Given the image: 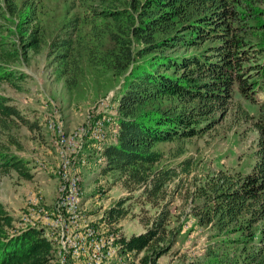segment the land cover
Listing matches in <instances>:
<instances>
[{"label": "trees", "instance_id": "16d2710c", "mask_svg": "<svg viewBox=\"0 0 264 264\" xmlns=\"http://www.w3.org/2000/svg\"><path fill=\"white\" fill-rule=\"evenodd\" d=\"M79 1L86 10L82 21L90 22L89 62L122 76L115 115L118 128L114 140H107L106 134L102 142L101 172L117 171V179L129 192L140 188L143 199L155 208L142 218L143 231L119 234L118 241L124 252L142 251L141 264H155L169 251L181 226L170 225L171 194L195 164L191 156L172 158L184 152L183 140L201 136L220 122L235 90L246 100L258 101L264 87V45L250 48L248 36L254 28L263 35L264 24L246 23L241 0ZM5 2L18 20L5 15L2 5L0 15L16 23L17 29L10 30L18 36L20 48L3 47L0 59H14L29 49L40 51L44 29L33 22L34 1L22 0L20 7L15 0ZM80 21L77 13L68 28L55 34L48 51L71 84L82 68ZM14 75L0 63V78L12 81ZM9 100L0 94V173L13 169L31 178L29 160L10 149L14 139L4 142L1 134L16 119L30 128L38 124ZM237 107L241 117L252 118ZM257 107L259 113L251 120L258 135L251 169L218 168L190 177L186 187L193 204L190 212L199 224L214 229V239L203 259L179 264H264V96ZM163 142L178 144L166 151L159 147ZM131 196L107 207L108 223L126 214L123 203ZM14 219L0 201V264H53L57 251L45 229L17 226Z\"/></svg>", "mask_w": 264, "mask_h": 264}, {"label": "rangeland", "instance_id": "374dc122", "mask_svg": "<svg viewBox=\"0 0 264 264\" xmlns=\"http://www.w3.org/2000/svg\"><path fill=\"white\" fill-rule=\"evenodd\" d=\"M15 1L20 7L22 0ZM33 1V22L40 23L44 29L41 50L33 52L29 49L18 52L14 59H0V63L15 73L12 81L0 78V94L9 96L11 103H15L30 121L38 124L30 128L16 119L11 128L1 134V139L9 143V139H14L15 142L9 144L10 149L29 160L33 175L23 178L13 169L0 173V201L15 217L17 226L34 225L45 229V235L57 251L53 264H141L139 258L143 252H124L118 236L144 229L142 218L151 215L155 208L143 199L140 188L129 192L117 179V171L101 172L104 159L102 142L106 134L107 140H114L118 128L115 115L122 76L89 62L90 22L88 19L82 21V17L86 18V10L81 1ZM241 2L246 23L264 24V0ZM0 5L5 15L18 20L16 15L9 13L5 0H0ZM77 13L81 16L82 44L79 48L82 68L76 82L71 84L68 74L59 73L58 63L48 51L55 34L68 28L70 19ZM11 18L0 15V50L3 47L20 48L18 36L10 30L17 29ZM257 30L259 28H254L248 36L252 49L264 45V34ZM260 91L259 99L264 96V87ZM259 99L256 102L246 100L235 90L226 115L214 128L181 142L185 150L172 160L191 156L195 164L190 176L183 179L180 189L171 194L170 225L181 226L169 251L159 256L155 264L189 263L203 259L207 244L214 239L211 237L214 229H210V225L199 224L197 217L190 212L193 204L186 187L192 181V174L201 176L218 168L243 172L251 169L256 158L258 136L251 120L259 113ZM237 106L252 118L246 120L241 117ZM58 127L64 133L77 134L76 145L79 144V148H68V154H71L69 173H74L73 176H65L64 168L59 166L64 158V137L59 136ZM81 133L84 135H78ZM177 144L163 142L159 147L167 151ZM176 179L168 183V189L173 187ZM65 186L73 201L74 219L66 216V225L73 229L68 230L72 252L67 250L66 239L58 238L55 227L58 225L59 195H64ZM130 194L132 196L123 203L127 208L126 214L118 221L108 223L104 217L107 207ZM97 243L102 250L96 249ZM78 246H81L80 252Z\"/></svg>", "mask_w": 264, "mask_h": 264}, {"label": "built area", "instance_id": "2783aa9c", "mask_svg": "<svg viewBox=\"0 0 264 264\" xmlns=\"http://www.w3.org/2000/svg\"><path fill=\"white\" fill-rule=\"evenodd\" d=\"M58 129H59V136H64V158H62V161H61L62 166L61 165L59 166L61 168H64L65 176H73L74 173H69V160L71 159V154H67V147H75V149L79 147V144L76 145L77 134H71V133L67 134V133H64L60 127H58ZM78 135L82 136L83 133L78 134ZM74 137L76 138L73 140ZM71 204H72V201L70 198V193L66 190V186H65L64 195H59L58 225L55 227L57 228L58 238L66 239V245H67L68 252L71 251V246H72V244L68 240V230H73V229L68 228V226L65 225V216H72L74 219V215H71ZM76 233H78V230H76Z\"/></svg>", "mask_w": 264, "mask_h": 264}, {"label": "bare ground", "instance_id": "6f19581e", "mask_svg": "<svg viewBox=\"0 0 264 264\" xmlns=\"http://www.w3.org/2000/svg\"><path fill=\"white\" fill-rule=\"evenodd\" d=\"M84 135V134H83ZM60 137H64V136H60ZM68 148H70V147H67V154H68ZM79 147H77L76 149H78ZM71 160V159H70ZM70 160H69V165H70ZM66 190H67V188H66ZM70 198H71V201H72V196H70ZM72 204H73V201H72ZM72 204H71V215H72ZM65 225H66V216H65ZM82 227V226H81ZM68 240H69V233H68ZM93 240V239H92ZM70 241V240H69ZM88 242V241H87ZM70 243H71V241H70ZM72 244V243H71ZM97 244H99V243H97ZM81 246H78V251L80 252L81 250ZM97 250H102L101 249V247H100V244L97 246V248H96ZM110 250H111V248H110ZM69 252H72V246H71V251H69ZM75 254L76 255H78V253L77 252H75Z\"/></svg>", "mask_w": 264, "mask_h": 264}, {"label": "crops", "instance_id": "0c3cea01", "mask_svg": "<svg viewBox=\"0 0 264 264\" xmlns=\"http://www.w3.org/2000/svg\"><path fill=\"white\" fill-rule=\"evenodd\" d=\"M144 229H142V230H139V231H137V232H140V231H143Z\"/></svg>", "mask_w": 264, "mask_h": 264}]
</instances>
